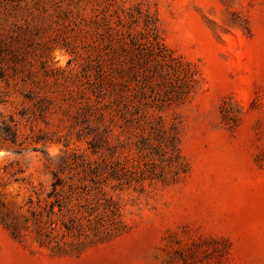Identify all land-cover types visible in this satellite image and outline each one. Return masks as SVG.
Segmentation results:
<instances>
[{
  "label": "rangeland",
  "instance_id": "374dc122",
  "mask_svg": "<svg viewBox=\"0 0 264 264\" xmlns=\"http://www.w3.org/2000/svg\"><path fill=\"white\" fill-rule=\"evenodd\" d=\"M0 264H264V0H0Z\"/></svg>",
  "mask_w": 264,
  "mask_h": 264
},
{
  "label": "trees",
  "instance_id": "16d2710c",
  "mask_svg": "<svg viewBox=\"0 0 264 264\" xmlns=\"http://www.w3.org/2000/svg\"><path fill=\"white\" fill-rule=\"evenodd\" d=\"M63 186L64 182L58 176L54 175L53 180L50 183V190L46 193L47 198L45 199V205L41 209L34 210V212H38L40 216L43 213V215L49 220V217L54 213V204H57L59 206V210L61 211L62 206L67 204V201L69 200ZM101 198L103 199V202L101 204L103 210L98 211L97 213L87 212V215H73V210L69 209V213L67 215L69 223L67 224L65 221L62 222L65 228L68 231H71L75 228L83 227V219H85V221L87 222L88 227L99 228L104 221L103 219H105V222L106 220L110 219L111 216L114 215V209L109 204L112 201L109 197H105L104 195Z\"/></svg>",
  "mask_w": 264,
  "mask_h": 264
}]
</instances>
